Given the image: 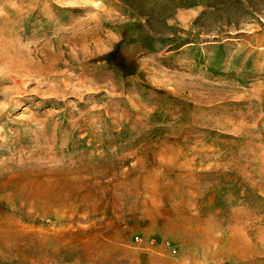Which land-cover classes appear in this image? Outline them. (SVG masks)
I'll list each match as a JSON object with an SVG mask.
<instances>
[{
    "label": "rangeland",
    "instance_id": "1",
    "mask_svg": "<svg viewBox=\"0 0 264 264\" xmlns=\"http://www.w3.org/2000/svg\"><path fill=\"white\" fill-rule=\"evenodd\" d=\"M0 264H264V0H0Z\"/></svg>",
    "mask_w": 264,
    "mask_h": 264
}]
</instances>
